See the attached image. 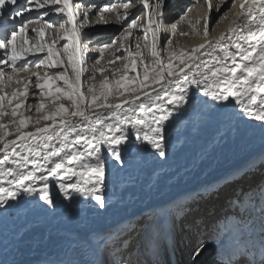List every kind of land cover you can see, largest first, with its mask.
<instances>
[{
  "label": "snow or ice",
  "instance_id": "obj_1",
  "mask_svg": "<svg viewBox=\"0 0 264 264\" xmlns=\"http://www.w3.org/2000/svg\"><path fill=\"white\" fill-rule=\"evenodd\" d=\"M18 2L20 7L16 8ZM225 3L226 0H219L216 10ZM136 4L145 14L144 21L139 16L128 21L129 9L136 6L133 0L105 5L95 14L115 12L117 20L126 23L122 40L135 37L136 31L143 33L142 38L136 37L143 43H135V51L131 44L123 51L131 58L132 68L138 60L143 64L144 80L137 81L139 87L129 89L125 72L119 80L113 82L104 76L98 85H87L82 90L84 71L91 72L90 79H95L97 71L101 74L105 71L95 66L99 60L90 70L81 67L87 64V60L82 59L86 52L82 48V38L91 9L74 5V0H0V13L10 5L14 17L22 16L30 5L46 9L40 19L49 13L66 17L50 39L46 38L45 29L54 28V25L47 19H43L38 29L33 28L32 32L40 41L37 44L23 39L32 21L25 22L10 35L7 28L0 31V153H3L0 157V207L11 206L9 202L17 200L21 194L37 196L52 206L54 199L50 185L55 182L65 198L73 194L91 197L99 208H104L107 161L111 159L115 164L124 165V149L130 135L153 149L160 158L166 157L169 139L166 122L173 112L187 105L193 87L213 101L233 98L241 114L264 122V0H232L228 11L220 16V19H228L232 13L225 31L191 49L172 50L167 60L161 55L165 49L160 44L161 35L168 31L164 25V0H136ZM212 8L213 5L208 3L209 13ZM210 26V16H206L205 37L209 35ZM18 37L21 38L20 46L17 45ZM61 41L65 42L61 44ZM168 43L172 41L168 40ZM103 47L110 48L111 45ZM37 53L46 54L40 57ZM30 54L35 56V63L29 59ZM204 54L209 57L207 60L201 58ZM100 55L103 56V51ZM144 59L150 63H144ZM174 62H179L182 67ZM32 66L47 70L62 68V71L51 75L45 71L41 75L39 71L31 72ZM190 66L197 71H192ZM124 68L128 69L129 65L125 64ZM185 68H189V72H185ZM21 72L28 73L26 81L20 77ZM149 72L153 73L151 79L155 83L167 80L155 96L144 90ZM8 88L12 91L8 92ZM120 89L133 95L124 97ZM117 92L124 98L118 103H109V96H115ZM140 95L145 99L136 103ZM31 98H38L39 103L35 107L31 104L25 107ZM124 104L130 106L122 107ZM22 107H25L24 112L19 111ZM29 111L41 113L34 123L40 125L43 121V126L27 130L33 120L25 114ZM5 116L10 117L7 123L3 122ZM49 121L51 123H47ZM203 247V243L198 244L193 258Z\"/></svg>",
  "mask_w": 264,
  "mask_h": 264
},
{
  "label": "bare ground",
  "instance_id": "obj_2",
  "mask_svg": "<svg viewBox=\"0 0 264 264\" xmlns=\"http://www.w3.org/2000/svg\"><path fill=\"white\" fill-rule=\"evenodd\" d=\"M194 1L197 2L196 4L201 5H208L212 1L214 6L215 3L214 0ZM124 2H127V0H74V5L81 4L91 9L89 22L86 24L87 26H84L83 32L85 35L92 34L94 37L96 33L99 35L90 44L97 46L102 42H108V39L111 40V37L101 32L112 30L113 35V32H118L126 27L125 22L117 20L115 12L104 11L101 15H95L98 10L108 3L120 5ZM231 3L232 0L224 8L230 7ZM133 4L136 6L129 9L131 13L128 17L129 22L131 19L141 15V9L136 4V0H133ZM15 7L19 8L20 3L18 2ZM198 10L200 12L199 7L190 11L189 18L187 17L189 26H193L196 16L202 14L199 15ZM44 11L46 9H37L34 5H30L22 16L14 17L12 14L13 7L6 5L3 11L5 13H0V31L7 28L10 35V30L18 29L17 21L19 18L22 20V25L25 22L32 21L28 24L27 37H23V39L28 40L30 34L34 35L32 29H38L43 24V19H47L54 25V28H47L45 32L49 33L51 29L54 31L59 26V20L62 18L59 15L49 13L47 17L40 19ZM120 11L122 13L123 9L121 8ZM229 17L228 21L220 28L217 29L218 25L216 26L215 33L212 31L213 34L211 36H201L199 39L194 38L186 44L185 42L182 43V41L180 43L179 38L183 36L181 33L187 31L186 29L189 26L185 24L186 28L180 30L174 25L175 29L173 32L176 33L172 43L175 45L174 49H191L203 43L205 39H212L218 36L228 27L232 15ZM141 18L142 21L145 20L144 12ZM166 20L169 21V17ZM202 23V28H204V21ZM141 33L136 31L135 37L122 40L121 38L125 34L123 32L122 36L112 39L115 43L110 48H102L90 53H94L96 56L103 51L107 60L111 59L112 62L119 61L116 57H120L123 54L125 46L128 44L134 46L137 42L143 43L142 39L136 38H142ZM85 35L82 40L87 38ZM30 40H28L31 42L30 44L40 42L37 37ZM17 43H21V38L18 37ZM38 56L41 57L42 55L39 54ZM201 58L207 60L209 57L204 54ZM29 59L33 60V63L36 62L35 57L31 54ZM128 60L130 61L131 59L129 58ZM126 62L125 58H123L120 64L124 67ZM101 63L96 64L97 68L111 69L112 67L106 63ZM178 66L182 67L179 64ZM119 67L121 68V66ZM191 70L197 71L194 67H191ZM184 71L189 72V68H185ZM87 75L88 72H84V76L86 77ZM22 76H25L24 79L27 80L28 73ZM150 78L145 81L147 88L144 90L149 95L155 96L156 92H160L161 85L166 84L167 80L161 79L159 83H155L151 82ZM141 79L142 81L144 80V75ZM7 91L11 92L12 88H8ZM132 95L130 91L124 92V97L131 98ZM189 95L190 100L187 105L180 111L173 112L169 121L166 122L167 135L169 137L166 157L160 158L153 149L137 142L135 137L130 135L128 144L124 149V165L115 164L111 159L107 161V187L104 192L106 206L104 208H99L91 197L73 194L72 197L65 198L60 193L55 182L50 185V194L54 199V205L52 206L39 200L37 196L30 197L21 194L17 200L9 202L11 206L0 207V264H105V238L108 236H114L112 237L114 238L113 240L118 239V241H114V243L109 245L112 257L115 260L114 264H122V262L125 264L126 260L129 261V264H132V255H137V248L143 246L153 224L156 226L153 228L154 232L155 228H161L160 230L162 231V228L166 227L172 231L170 222H173V215L169 213L170 209L178 206L177 204L183 205L185 202H187L185 206H190L192 209L198 207L196 204L191 205L193 202L189 201L192 196L196 195L197 192L195 190L197 187L210 188L219 186L220 192H224L223 198H228L231 192L229 194L227 191V184L237 180L238 174L244 172V169L253 165V163L255 164L257 159L264 158V122L247 118L241 114L233 98H230L229 101H213L211 98L204 97L202 93L197 92L194 87L190 89ZM124 97L117 96L108 102L118 103ZM144 99L145 97L140 95L136 103H140ZM129 106V104L122 105L125 108ZM32 115L35 120L41 113L35 112ZM9 119L10 117L5 116L3 122L7 123ZM44 123L42 121L40 125H36L29 122L27 130L33 131L35 127H41ZM9 138H14V136ZM2 156L3 153H0V157ZM225 178L228 179L226 180ZM49 179L52 180L53 178L50 177ZM74 180L75 177H73ZM253 191L258 195L255 198H259V192ZM227 192L228 196L226 195ZM243 194L247 196L248 192ZM218 196H220V193ZM219 198L216 206L211 209L210 215H200L198 212L199 214H190V219H187L186 213L180 211L185 218L183 217L184 219L181 218L179 220V230L174 231L175 234L169 233V237L162 235L164 240L161 239L160 241L165 243L163 246H166V243L171 240L172 248L178 251L180 259L183 260L192 252L194 253L195 246L201 240H204L208 254L211 253L216 243L214 241L207 242L206 237L213 234L221 235L222 229L219 228V222H228V219H234L235 214L230 215L231 212L226 206L235 202L236 198L234 200L226 199L227 202H223L222 200L224 199ZM224 207L226 211L221 212ZM192 209L190 210L191 213ZM148 213L152 214V216L148 220L146 228L144 229L145 224L142 227L139 236L143 230L144 233L140 242L131 251L130 247L134 244L132 239L130 241L131 244H128L129 249L126 248L128 250L126 251L127 253L123 254L119 245L125 244L126 241L123 239L124 243H119L123 237L118 236L117 230L126 227L127 224H132ZM167 215H171V217ZM259 216L261 217L257 213V220H259ZM218 217L219 221H216ZM261 219L264 221L263 217ZM240 222H242L241 218L236 222L239 230L243 228L248 232L254 227L251 223H247L245 226L243 224L240 225ZM233 223L235 221H229L224 225L230 228ZM256 231H258V233L256 232L257 236L263 239V257L259 262H253V264H264V231L261 230L259 224H257ZM239 232L241 235H246L241 230ZM139 236L137 237L139 238ZM175 239L181 240V243L179 241L174 244ZM198 239L200 240L198 241ZM169 249L170 247L168 246L167 252L171 251ZM212 254L214 256H212L210 264H223L232 259L225 251L219 252L216 256L215 252H212ZM192 257H190L189 261ZM214 257L217 260L212 261Z\"/></svg>",
  "mask_w": 264,
  "mask_h": 264
},
{
  "label": "rangeland",
  "instance_id": "obj_3",
  "mask_svg": "<svg viewBox=\"0 0 264 264\" xmlns=\"http://www.w3.org/2000/svg\"><path fill=\"white\" fill-rule=\"evenodd\" d=\"M214 1H215L214 6H213L211 12L209 13V9H208V5L207 4H205V5L204 4L203 5L196 4L197 2H195L194 0H164V25L167 27L168 31H167V33L161 35V37H160V44L165 49L164 51L161 52V55H162V57L165 60H167V58L169 56V53L172 50H175L174 49L175 48V45L172 44L173 43V40H174V35H172L173 30L175 29V27L176 28H179L180 30H184V28H186V25L185 24H187V19L189 18L190 11L193 8L194 9H198V7H199L200 12L198 10V14L200 15L202 13L200 15L201 16V19H200V16H198V15L196 16V19L194 20L195 22H193L194 23L193 24L194 27L192 25L189 26L187 24L189 27H187V29H186L187 31L182 32V33H185V35H183L182 37L179 38L180 43L182 41V43L185 42V44H186V43L191 42L192 39H194V38L195 39H199L201 36L202 37L204 36L203 35V28H202L203 23L201 24V22L204 21V18L206 16H210V24H211L210 31H209V35L208 36H211L213 33H215L214 30H215V28H216L217 25H218L217 26V29H218L225 22L228 21V19L230 18L229 16H231L232 13H229L228 19H220V16H221L222 13L228 11L229 7L228 8H224V7L227 6L231 2V0H228V1L226 0V3L220 7L219 11H217L216 8H215V5H217L219 3V0H214ZM211 4L213 5V2L212 1H211ZM106 5H111V4L108 3ZM214 11H215V13H214ZM142 13H143V11H141V15L139 16L140 19H141V21H142V18H141ZM167 17H169V19H170L169 21L166 20ZM181 17H183V19H181ZM6 18L8 19V17H6ZM198 18H199V23L197 24L196 21L198 20ZM64 20H66V17L60 19L59 20V23L60 24L61 23H64ZM174 25H175V27H174ZM20 26H22V20H20V18H19L18 21H17V27H18V29H19ZM77 26L79 27V23H78ZM85 26H87V25H85ZM201 28H202V30H201ZM124 29H121L118 32H113V35H112V30H108V31L101 32L102 34H106V35H108V37H111V40L108 39V42H102L100 45H97V46H95L94 44H90V43L93 42L94 39H96V37L99 35L98 33H96V36L95 37L92 34L85 35L87 38L82 40V48L86 49V52L84 53V55H82V59H86L87 60V64L86 65H81V67L90 70L93 67V64H95V61L96 60H99V64H100V62H102L103 64L106 63L108 66H112L114 69L112 67H111V69L110 68L105 69V71L103 72V74H101L99 71H97L95 73V79H90L89 78L90 75H91V72L90 71H88V70L84 71V72H88V75L85 77L84 76V72H83V74L81 76V88H82V90H84L85 86H87V85H91V84H97L98 85L99 82H100V80H102L104 78V76H107L109 78V80H111L113 82L116 81V80H119L121 78V76H124L125 75V72H127L126 81H127L128 88L131 89V88H137V87H139V84L137 83V81L138 80L142 81L141 78L144 75L143 64H141L139 62V60L137 62L136 67L135 68H132L131 67V60L130 61L128 60L130 57L128 56V53L125 52V51H123V54L120 56L119 61L117 60L116 62H112L111 59L110 60H107L106 59L107 57H106L105 54H103V56H101L100 54H97L95 56L94 53H90L92 51H96L98 49L104 48L103 46L106 45V44H110L112 46L113 45V43H112L113 40L112 39H115V37L122 36V34L124 32ZM10 31H13V30H10ZM212 31H213V33H212ZM50 33L51 34L53 33V30L52 29H51V32H49V33L47 32L46 33V38L47 39H50L51 38L50 37V35H51ZM31 35L32 34H30V36L28 37V40H30L32 38L35 39L36 37L38 38V36L35 35V34H34L35 36L34 35L31 36ZM110 35H112V36H110ZM196 35H198V36H196ZM141 36H143V33H141ZM24 37H27V34H25ZM196 37H198V38H196ZM149 40H151V33H149ZM168 40H171L172 41V43H171L172 45L168 43ZM64 42L65 41H62L61 44H63ZM17 45L20 46V44H18V43H17ZM129 45L130 44H128L127 46H125L124 49L125 48H128ZM27 46L28 45H25V47H27ZM59 48H60V45L57 46V50H59ZM132 50L133 51L135 50L134 46L132 47ZM158 50H159V48H158ZM176 51H179V50L176 49ZM37 54L38 55L40 54V55L43 56L46 53H37ZM38 55H36V56H38ZM123 58H125V62L128 61V62H126V64L129 65V68L128 69H125L123 67V65L120 64V61L123 60ZM144 63H150V61H148L147 59H144ZM174 63H176L177 65L179 64V62H174ZM97 65H95V66L97 67ZM118 65L121 66V68ZM30 71L31 72L39 71L41 73V75L44 74L45 71H48V74L51 75V74H53L56 71H62V68H56V69L47 70V69H45L43 67L36 68V67L32 66V67H30ZM69 71H70V69H69ZM24 74H26V73L21 72L20 73V77H23L24 78L25 76H22ZM149 75H150L149 76V78H150L153 75V73L152 72H149ZM151 82H153L152 79H151ZM32 83L35 84V78H33ZM58 83H62V82H58ZM20 87L21 88L23 87V83H21ZM120 91L129 92V91H124V89H120ZM117 96H119V92L116 93V96L110 95L109 96V100H111V99H113V98H115ZM37 103H39V99L38 98H31L30 100H28L26 102L25 107L27 106V104H32V105H34L33 107H35V105ZM65 103L67 104V101H65ZM25 107H22L21 109H19V111L20 112H24L25 111ZM46 110H47V108H46ZM34 113H35V111H29V112H26L25 113L26 115L31 116L33 118V120L30 121L32 124H35L34 123V116L32 115ZM236 179L237 180H235V181L230 182V183L227 184V188H228L227 191L229 192V194L231 192V194L228 196V192H227L226 195L228 196V198H226V199H228V200H234V198H236L235 199L236 201L242 202L243 205H241V213H239V214L245 215L248 218V220L250 218H252L255 213H259L261 215V217H263V220H264V158L263 159H257V162L254 164V166L251 165V166H248L247 168H245L244 169V172H242L241 174H238V176H237ZM206 189H207V191H206ZM253 190H256L257 192H259V194H260V196H262V198H258V200H257L254 196H250V193ZM195 191L197 192L196 195L192 196L189 199V201H191V203L193 202L191 205L196 204V206H198L197 208L195 207L194 209H192V208H190V206L189 207L188 206H185L187 204V202H185V203H183V205L177 204L178 206H175V208L170 209L169 213H171L173 215V222L172 221L170 222L171 230H172L171 232L173 234H175L174 231H178L179 230V220L181 218H183V217L185 218V216H186L187 219H190V216H189L190 214H193L194 215V214H199V213H200V215L203 214L205 216H207L208 214L210 215L211 214L210 211L218 203V201L220 199L219 197H221V199H224L223 198V193L224 192L223 193L220 192L219 186H212L210 188H208V187H202V188L197 187V189ZM218 192L220 193V196H218L219 195ZM242 192L243 193H247L248 192V195L247 196H243L244 194ZM241 194H243V195H241ZM210 198H213V199H210ZM206 199L208 201H204ZM226 199H224L222 201L223 202L224 201L226 202L227 201ZM259 200L261 202H259ZM202 201H204V202H202ZM206 202L209 204V206H208V204ZM253 202H254V204L255 203L257 204V207L256 208H255ZM199 203H200V206H199ZM202 203H204V204H202ZM188 208H190V209H188ZM191 209H192V213L190 212ZM180 211H182V213H186V215L185 216L184 215L182 216V214L180 213ZM151 216H152V214L148 213V214H146V215L141 216L140 218H138L137 221L133 222L132 224H130V225L127 224L126 227L117 230L118 236L119 237H123L119 241V243L120 242H123L124 243V241H126L125 245L124 244L119 245V248H121V252L123 254H126L127 253L126 251H128L127 249H129V245L131 244L130 241H132V239H133L135 245H137V243L140 242L141 238L143 237L144 230H143V232L141 233L140 236H139V234H140V232H141L142 227L144 226V224H145L144 229L146 228L147 223H148V220L150 219ZM167 216L171 217V215H167ZM261 217L259 216L260 219H261ZM248 220L245 221L244 224L250 223ZM251 225H253L252 222H251ZM153 227H156V226L153 224ZM260 227H261V230L264 231V223L262 224V222H261ZM160 229L161 228H157V229L155 228V232H156L155 235L158 232H161L160 235L157 237V242H158L157 245H158V247H160V245L161 246L162 245H165V243L163 241H160L161 239L164 240V237L162 238L163 233H162V231ZM127 235H128V237H127ZM137 236H139V238ZM112 237H114V236H108L107 238H105V244L106 245H105V250H104V256H105V262H106V260L107 261L109 260V261H111V264H114V261L115 260L114 259L111 260L112 252L110 251L109 245L111 243H114V241H118V239L113 240L114 238H112ZM116 237H117V235H116ZM227 237H228V234H226L225 236L224 235H221V237H219V239H218V236L215 235V234H213V235H211L209 237H206L207 242H210L212 240V238H213L214 242L216 243V245L214 246V249L209 254H208L207 249L205 247L206 244H204L205 241L204 240H201L199 243H203L204 244V247L200 251V254L197 255L195 258L192 257L193 256V252L191 254H189V256L187 257V259H190V257H192V259L189 262H187V263L189 264L193 260H195V262H197V259L200 258V264H202V263L203 264H210L211 258H212V256H214V254H212V252H215V256H216L219 252L225 251L226 244H224V241L227 239ZM123 239H125V240L122 241ZM199 240L200 239H198V241ZM179 241L181 243V240L175 239L174 244L176 242L178 243ZM169 242L170 241H168L166 243V246L167 247L169 246ZM198 244L195 246V249L194 250H196V248L198 247ZM207 246H208V243H207ZM158 247H157V249H159ZM187 251H189V250L187 249ZM178 255H180V254L178 253ZM208 255H210V256H208ZM215 260H217V259L214 257L212 259V261H215Z\"/></svg>",
  "mask_w": 264,
  "mask_h": 264
}]
</instances>
